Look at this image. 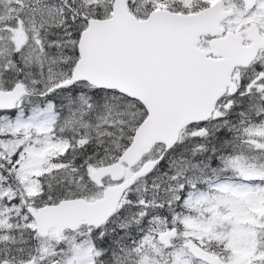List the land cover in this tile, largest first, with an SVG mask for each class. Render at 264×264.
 <instances>
[{
    "label": "snow or ice",
    "instance_id": "6c2138e0",
    "mask_svg": "<svg viewBox=\"0 0 264 264\" xmlns=\"http://www.w3.org/2000/svg\"><path fill=\"white\" fill-rule=\"evenodd\" d=\"M0 264H264V0H0Z\"/></svg>",
    "mask_w": 264,
    "mask_h": 264
}]
</instances>
